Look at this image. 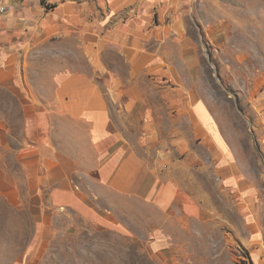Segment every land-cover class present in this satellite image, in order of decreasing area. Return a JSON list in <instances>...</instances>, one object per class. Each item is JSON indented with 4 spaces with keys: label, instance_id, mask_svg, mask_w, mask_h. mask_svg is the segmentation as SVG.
I'll list each match as a JSON object with an SVG mask.
<instances>
[{
    "label": "crops",
    "instance_id": "1",
    "mask_svg": "<svg viewBox=\"0 0 264 264\" xmlns=\"http://www.w3.org/2000/svg\"><path fill=\"white\" fill-rule=\"evenodd\" d=\"M0 3L7 205L34 207L42 237L56 214L112 223L135 202L189 228L212 209L185 174L207 170L236 197L239 236L264 264V185L236 164L201 75L217 0Z\"/></svg>",
    "mask_w": 264,
    "mask_h": 264
},
{
    "label": "rangeland",
    "instance_id": "2",
    "mask_svg": "<svg viewBox=\"0 0 264 264\" xmlns=\"http://www.w3.org/2000/svg\"><path fill=\"white\" fill-rule=\"evenodd\" d=\"M217 1L216 30L211 37L201 31L206 96L236 148V164L264 185V0ZM188 170V180L212 209L210 220L192 221L189 228L161 221V210L135 202L116 209L112 223L56 214L52 231L42 237L44 223L34 207L0 198V264H253L239 236L236 197L223 191L222 177Z\"/></svg>",
    "mask_w": 264,
    "mask_h": 264
},
{
    "label": "built area",
    "instance_id": "3",
    "mask_svg": "<svg viewBox=\"0 0 264 264\" xmlns=\"http://www.w3.org/2000/svg\"><path fill=\"white\" fill-rule=\"evenodd\" d=\"M6 9H7L6 6H5L4 4L0 3V15H1L3 12H5Z\"/></svg>",
    "mask_w": 264,
    "mask_h": 264
},
{
    "label": "trees",
    "instance_id": "4",
    "mask_svg": "<svg viewBox=\"0 0 264 264\" xmlns=\"http://www.w3.org/2000/svg\"><path fill=\"white\" fill-rule=\"evenodd\" d=\"M245 262V264H247V262L246 261H244Z\"/></svg>",
    "mask_w": 264,
    "mask_h": 264
}]
</instances>
